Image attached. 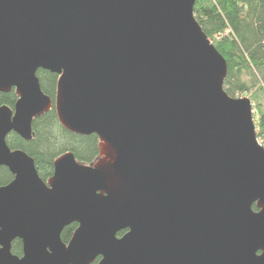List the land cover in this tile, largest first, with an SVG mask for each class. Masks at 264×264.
Segmentation results:
<instances>
[{
	"label": "water",
	"instance_id": "obj_1",
	"mask_svg": "<svg viewBox=\"0 0 264 264\" xmlns=\"http://www.w3.org/2000/svg\"><path fill=\"white\" fill-rule=\"evenodd\" d=\"M195 3L0 0V91L18 94L0 106V166L14 175L0 186V264H264L253 103L224 89ZM39 69L58 74L62 126L99 137L96 162L67 152L47 181L7 142L32 139L54 106Z\"/></svg>",
	"mask_w": 264,
	"mask_h": 264
},
{
	"label": "trees",
	"instance_id": "obj_2",
	"mask_svg": "<svg viewBox=\"0 0 264 264\" xmlns=\"http://www.w3.org/2000/svg\"><path fill=\"white\" fill-rule=\"evenodd\" d=\"M195 16L201 27L225 57L228 72L224 89L233 97L248 95L258 114L257 136L264 146V0H196ZM43 91L54 103L52 109L34 119L33 137L27 140L12 131L7 142L13 149H22L33 157L42 179L47 181L54 173L56 159L67 152L74 153L84 164L98 160L99 137L96 133L80 135L60 123L55 99L58 74L39 69L37 72ZM18 94L15 88L0 91V106L14 108ZM14 179L8 167L0 166V186ZM254 210H258L256 204ZM78 223L68 225L62 239L69 242ZM126 230L118 233L122 236ZM22 241H13V252L22 255ZM97 264V262L93 263Z\"/></svg>",
	"mask_w": 264,
	"mask_h": 264
},
{
	"label": "rangeland",
	"instance_id": "obj_3",
	"mask_svg": "<svg viewBox=\"0 0 264 264\" xmlns=\"http://www.w3.org/2000/svg\"><path fill=\"white\" fill-rule=\"evenodd\" d=\"M245 96H248V95H245ZM253 117H254L255 124H257L259 117H258V114H256L254 106H253ZM256 131H257V128H256ZM99 158H100V156H99Z\"/></svg>",
	"mask_w": 264,
	"mask_h": 264
}]
</instances>
